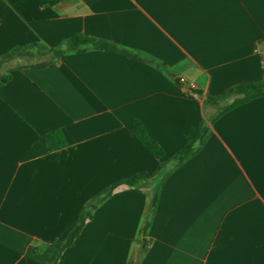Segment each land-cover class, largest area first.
<instances>
[{
	"label": "crops",
	"instance_id": "obj_1",
	"mask_svg": "<svg viewBox=\"0 0 264 264\" xmlns=\"http://www.w3.org/2000/svg\"><path fill=\"white\" fill-rule=\"evenodd\" d=\"M77 35L143 60L89 48L9 71L0 85V264H54V242L94 197L161 164L157 177L101 204L57 264H264V98L221 117L168 174L200 125L233 101L206 107V96L264 81V0H0V56ZM136 121L161 160L133 135ZM53 132L66 147L52 152Z\"/></svg>",
	"mask_w": 264,
	"mask_h": 264
},
{
	"label": "trees",
	"instance_id": "obj_2",
	"mask_svg": "<svg viewBox=\"0 0 264 264\" xmlns=\"http://www.w3.org/2000/svg\"><path fill=\"white\" fill-rule=\"evenodd\" d=\"M89 48H97L104 51L109 52H119L125 54L135 60L142 61L139 56L132 55L128 52L119 50L116 46L98 41L96 39H92L83 35H77L70 40H68L65 44L58 48H50L42 43H34L24 46H16L9 50L4 55L0 56V70L4 68L6 65L15 62L18 59H31L35 60L40 57H44L50 55L51 58L47 61L39 62L37 64H30L32 67L37 69H43L49 67L53 64L54 59H60L64 55L73 52H85ZM153 63V62H152ZM29 65V66H30ZM157 66L163 68L162 64L156 63ZM22 64H17L8 69L7 75H3L0 77V85L7 83L10 80V75L8 74L13 68H23ZM179 85L178 80L176 81ZM264 98V81L257 83H246L238 85L234 88L228 90L224 95L218 97H210L206 96L205 105L207 106H220L222 103L228 101L229 99H233V101L219 109L217 115L207 118L204 121L194 138H192L183 148H181L176 155L174 156V168L168 172L171 173L173 170L177 169L181 165H183L186 161L193 158L200 149L206 144L210 133L212 132V126L224 115L233 111L234 109L245 105L251 101ZM133 135L138 139V141L148 150L150 154H152L158 160H161L164 157L163 149L152 140L148 134L142 123L136 121L133 125L132 129ZM48 142L50 151H57L64 147H66V141L61 132H53L48 136ZM166 169V164H161L157 169L151 172H141L136 174L128 179L120 180L110 186L108 189L103 191L94 197L81 212L79 217L74 221V223L60 236L56 242H54V247L59 249V256L54 264H57L61 254L67 248L72 246L74 241L80 237L82 230L84 229L88 220L92 219L94 212L98 209V207L103 204L116 190L126 187V188H136L139 187L142 183L150 181L161 174ZM167 174V175H168ZM159 193L160 189H157L152 195L151 201L148 205L146 217L144 220V226L140 230V236H143V248L142 254L147 251V240L145 238L148 235V231L154 219L155 213L157 211L158 202H159ZM128 264H139V260L135 259L130 261Z\"/></svg>",
	"mask_w": 264,
	"mask_h": 264
},
{
	"label": "rangeland",
	"instance_id": "obj_3",
	"mask_svg": "<svg viewBox=\"0 0 264 264\" xmlns=\"http://www.w3.org/2000/svg\"><path fill=\"white\" fill-rule=\"evenodd\" d=\"M50 58H51V56L50 55H47V56L40 57V58L35 59V60H31V59H18L15 62H13L11 64H8L4 68H2L0 70V77L3 76V75H7L8 69L11 68V67H13V66H15V65H17V64H22V65L37 64L39 62L47 61Z\"/></svg>",
	"mask_w": 264,
	"mask_h": 264
},
{
	"label": "built area",
	"instance_id": "obj_4",
	"mask_svg": "<svg viewBox=\"0 0 264 264\" xmlns=\"http://www.w3.org/2000/svg\"><path fill=\"white\" fill-rule=\"evenodd\" d=\"M178 82H179V85H183V86H188L189 85L188 88H189L190 91H196L197 90L196 85L194 83L187 84V80L184 77L178 78Z\"/></svg>",
	"mask_w": 264,
	"mask_h": 264
}]
</instances>
